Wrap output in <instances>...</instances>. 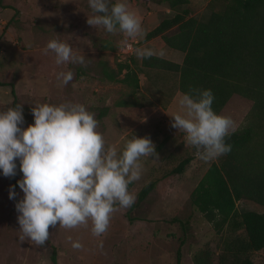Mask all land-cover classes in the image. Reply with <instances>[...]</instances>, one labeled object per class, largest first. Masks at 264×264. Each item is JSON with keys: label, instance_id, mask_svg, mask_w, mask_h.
<instances>
[{"label": "rangeland", "instance_id": "1", "mask_svg": "<svg viewBox=\"0 0 264 264\" xmlns=\"http://www.w3.org/2000/svg\"><path fill=\"white\" fill-rule=\"evenodd\" d=\"M223 3L188 0L171 9L166 1L128 0L130 9L141 17L145 31L144 36L134 38L135 52L130 65L141 82L133 89L123 82L100 77L101 61L115 66V52L126 37L120 32L109 33L102 26L89 25L87 15L93 13L87 0H0V107L6 109L15 96L28 114L22 126L33 122V106L72 101L85 104L95 114L98 129L108 145L122 149L134 135L150 136L156 145L168 136L157 151L158 158H141L142 175L129 185V190L136 193V201L126 209L117 208L103 237L91 233L90 223L72 229L57 224L50 226V237L43 246L28 239L21 241L15 200L8 195L11 184L8 177L0 175V264H174L177 258L181 264H194L193 255L201 247L215 253L216 263L224 231L217 233L189 199L210 162L198 158L197 149L186 143L182 131L164 124L162 109L174 94L178 74L166 75V70L153 68V75L146 77V67L136 50H163L164 54L159 56L180 62L181 51L165 45L159 36L145 39L146 33L177 10L187 8L191 15L205 19L213 9L222 8ZM175 30L172 27L167 33ZM52 38L65 40L74 50L85 54V64H56L54 54L44 51ZM69 69L74 72L73 80L61 85L56 74ZM179 110L176 98L172 111ZM243 122L244 119L239 124ZM184 156L192 159L182 173L162 176L176 163L175 159ZM158 177L154 189L138 201L141 187ZM22 196L23 192H18L17 199ZM236 208L264 210L263 205L246 198L237 200ZM69 236L81 241L84 247L73 248ZM99 239L104 241L103 249L97 246ZM251 258L255 264H264V248L253 252Z\"/></svg>", "mask_w": 264, "mask_h": 264}, {"label": "clouds", "instance_id": "2", "mask_svg": "<svg viewBox=\"0 0 264 264\" xmlns=\"http://www.w3.org/2000/svg\"><path fill=\"white\" fill-rule=\"evenodd\" d=\"M87 2L93 13L87 15L89 25L123 33V43L144 36L142 19L130 9L128 0ZM44 51H51L58 65L86 62L85 54L59 38L50 39ZM136 54L147 58L164 52L146 47L138 48ZM73 77L71 69L56 74L61 85ZM214 99L211 89L184 93L178 98L180 110L170 114L172 127L184 133L186 143L197 149L204 162L229 153L232 145L226 138L236 131L231 116L214 110ZM31 111L33 122L25 127L21 103L0 107V175L14 177L18 167L22 173L8 192L15 200L20 240L43 246L50 237V226L57 224L72 229L90 223L91 233L103 237L117 208L135 203L136 193L129 185L142 175V157H159L155 143L150 136L134 135L122 149L106 144L95 114L83 103L45 102ZM17 185L23 192L19 199ZM103 245L99 239L97 246L103 249ZM72 247L81 249L84 245L72 240Z\"/></svg>", "mask_w": 264, "mask_h": 264}, {"label": "trees", "instance_id": "3", "mask_svg": "<svg viewBox=\"0 0 264 264\" xmlns=\"http://www.w3.org/2000/svg\"><path fill=\"white\" fill-rule=\"evenodd\" d=\"M154 1H166L171 9L188 3V0ZM223 1L222 8L213 9L205 19L183 8L146 33L145 39L160 36L165 45L181 51L180 62L159 55L142 57L141 62L145 67L176 72L178 89L183 94L211 89L215 96L214 110L231 116L237 123L236 131L226 138L232 150L210 162L189 194L190 202L213 229L217 233L224 231L216 263L215 253L208 247L199 248L193 262L255 264L251 254L264 248V210L239 211L236 201L246 198L264 206V0ZM172 27L176 30L167 33ZM133 55L115 66L101 61L100 77L138 88V74L130 65ZM11 92L14 94L13 89ZM15 103L18 101L14 96L11 104ZM23 113L26 119L24 108ZM167 138L163 136L155 145L156 151ZM191 159V156L175 159L176 163L162 176L182 173ZM21 177L18 167L16 176L8 180L14 185ZM159 179L145 183L137 200H143ZM174 264H181L179 258Z\"/></svg>", "mask_w": 264, "mask_h": 264}, {"label": "crops", "instance_id": "4", "mask_svg": "<svg viewBox=\"0 0 264 264\" xmlns=\"http://www.w3.org/2000/svg\"><path fill=\"white\" fill-rule=\"evenodd\" d=\"M156 37V36H155ZM160 37V36H159ZM154 38V37H153ZM161 38V37H160ZM152 39V38H151ZM150 40V39H149ZM163 41V40H162ZM183 55V54H182ZM183 58V56H182ZM170 60H173V59H170ZM173 61H177L179 62L177 59L173 60ZM153 69L152 67H146V70L143 72L144 75H146V77H148L149 75L152 76L153 75V72L152 70ZM149 74V75H148ZM166 75H174V72L172 71H169V70H166V73H164ZM176 78V76H175ZM139 82H141L139 80ZM177 82V81H176ZM182 92L179 91L178 89V84H177V87L176 89L174 90V94L172 95V97L170 98L169 102L166 103V106H165V109H162L163 110V113L165 115V120H164V124H165V127H172V124H171V121L173 119V117L170 116V114L174 113L172 111V105H173V101L174 99L176 98H179L181 95H183V93L181 94ZM18 192H22L20 189L17 191Z\"/></svg>", "mask_w": 264, "mask_h": 264}, {"label": "built area", "instance_id": "5", "mask_svg": "<svg viewBox=\"0 0 264 264\" xmlns=\"http://www.w3.org/2000/svg\"><path fill=\"white\" fill-rule=\"evenodd\" d=\"M135 39H128L127 43H122L118 49L116 50V56H117V60L118 62L120 61H125V60H129L130 56L134 53L135 51Z\"/></svg>", "mask_w": 264, "mask_h": 264}]
</instances>
